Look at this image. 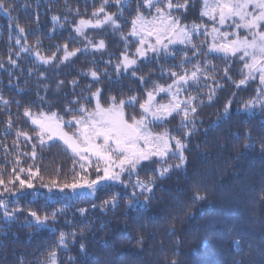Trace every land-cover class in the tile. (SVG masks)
Masks as SVG:
<instances>
[{"label":"trees","instance_id":"16d2710c","mask_svg":"<svg viewBox=\"0 0 264 264\" xmlns=\"http://www.w3.org/2000/svg\"><path fill=\"white\" fill-rule=\"evenodd\" d=\"M6 2L11 3L13 11L10 19L0 9V65H3L0 94L10 101L8 105L0 102V179L4 181L0 184V201L9 209L19 210L13 219H8L0 207V264H43L53 249L57 252L58 264H170L173 259L177 264H238L241 261L264 264V152L259 149V144L264 143V111L259 107L251 113L236 111L243 101L255 97L258 90L264 93L259 76L237 87L247 74L243 61L238 56L225 58L223 54L208 52L211 36L201 33L193 36L201 55H195L186 45H170L174 55L150 54L148 62H139L137 76L144 75L147 81L143 86L137 78L124 73L117 82L113 65L119 62L126 47L131 55L138 46V38L128 35L131 21L138 7L146 15L149 11L142 0H124L121 6L109 0L106 12L116 14L119 30L114 31L107 24L101 28H85L84 35L93 43L105 41L106 48L101 51L90 48L84 36L74 31L81 18L95 20L92 13L101 0ZM182 2L173 0L174 4ZM202 6V0H189L186 11L173 8L172 15L180 17L184 24L195 22L208 25L210 30L213 22L201 17ZM151 11L154 13V9ZM103 15L100 14L101 19ZM53 16L60 17L58 23L52 20ZM18 27H24L27 36L26 41L21 39V44L15 43L20 35ZM121 33L127 36V43ZM37 38L41 41L39 51L45 56L55 53L57 60L44 64L33 51H20L25 43L33 49ZM65 43L70 51L86 47L88 51L60 63L64 53L57 49ZM184 52L189 57L184 67L191 70L193 64L199 63L209 77L190 83L187 91L181 93L182 97L197 98V113L193 117L197 130L185 137V130L180 127L182 117L174 114L163 123L154 124L152 131L167 129L171 135L184 140L186 165L174 168L164 178L158 176L157 169L163 166L158 158L138 167L140 179L155 178L146 207H127L133 191L143 200L139 189L132 187L137 176H129L127 172L120 181L103 182L94 194L87 188L61 191L64 183H72L80 176L95 179L97 173L60 140L41 145L35 134L36 126L24 115L25 107L34 114L55 112L69 120L71 116L65 108L75 109L77 105L72 101L78 99L91 110L95 98L90 97V92L97 88L102 90L101 103L111 95L120 98L136 94L142 100L144 89L150 88L152 81L165 85L172 82L173 77L162 74L161 69L180 72L177 65L184 62ZM10 56L16 65L9 63ZM89 69L100 73L98 82L90 75L81 74ZM105 71L108 75H104ZM72 80L78 86L73 87ZM59 81L63 84L58 86ZM213 89L215 94L209 102L208 95ZM228 100L232 101L231 119L217 120V114ZM125 110L137 117L140 115L138 105L126 106ZM246 129L256 138L255 148L243 147ZM65 130L70 129L65 126ZM18 132L28 133L31 139L18 137ZM89 160L95 164L94 157L90 156ZM82 163L84 169L80 167ZM167 163L179 161L169 154ZM29 170L38 175L30 176ZM16 177L31 179L34 187L20 188ZM14 179V183H9ZM53 180L57 187H51ZM197 193L206 195V199L195 200ZM117 194L118 207H101L103 201ZM81 208L87 209L83 215ZM57 209H63V213H58L55 220L50 219L46 226H36L28 215L30 211L43 215ZM61 232L67 234L66 247L58 244ZM141 238L143 243L138 244ZM236 241L240 242L239 249ZM80 244L85 245L86 252L80 251Z\"/></svg>","mask_w":264,"mask_h":264},{"label":"snow or ice","instance_id":"6c2138e0","mask_svg":"<svg viewBox=\"0 0 264 264\" xmlns=\"http://www.w3.org/2000/svg\"><path fill=\"white\" fill-rule=\"evenodd\" d=\"M117 6H121L124 0H114ZM143 5L148 9L146 15L139 7L131 21V29L128 35L138 38L136 43L138 46L135 52L129 55L127 47L125 51L120 54L121 59L118 63L113 65L117 82L121 74H128L139 80L143 86L147 81L144 75L137 76L138 64L140 61L148 62L149 55L154 54L160 56L174 55L170 45L182 44L190 47L195 55H201V49L197 47L193 36L203 33L205 36H211L210 43H207V51L223 54L225 58L239 57L243 61V66L247 70V74L241 79L239 85L245 84L249 79H256V74H259V81L264 85V0H202L201 17H207L212 21L209 30L208 25L197 24L193 22L191 25L181 22L180 17L172 15V9L187 10L189 0H183L182 3H173V0H142ZM109 0H101L100 6L95 9L92 19L79 20L75 26L74 31L80 36H84L90 48L96 51H101L106 48V43L103 39L98 43H93L91 39L84 35L86 27L101 28L104 25H110L113 30H119L120 25L117 21L115 13L106 12V6ZM0 9L4 10L9 18L12 19L13 8L11 3L6 0H0ZM154 9V13L151 11ZM77 14L79 10L76 9ZM104 13L103 18L100 14ZM122 15V11H121ZM54 22H59L60 17L53 16ZM38 23V15H37ZM221 29H224L223 31ZM241 30L244 35H241ZM19 36L15 43L21 44V39L27 40L24 27H18ZM154 37V40L150 39ZM121 38L127 43V36L121 33ZM41 41L39 38L35 41V46L30 49L26 43L21 45L20 51L28 53L33 51V54L44 64H51L57 60L56 54L45 56L39 51ZM203 46V45H202ZM58 51H63V56L59 59L60 63L68 61L71 57L76 56L79 52H87L88 47L81 49L75 48L69 50L68 44L65 43L58 47ZM19 56V53H17ZM184 62L177 65L181 69L180 72L172 69H161L162 74H167L173 77L171 83L165 85L158 81H152L150 88H145L141 100L136 94L128 97L116 95L108 96L104 103H101L102 90L97 88L95 92H90V97L95 98V104L91 110L80 101L74 100L73 104L77 105L75 109L66 107L65 111L71 116V119L64 120L63 117L58 116L55 112L49 114L41 112L34 114L29 107H25L24 115L31 120V123L36 126L35 134L41 145H45L48 141L59 139L71 149L74 155L78 156L82 161H87L89 167H94L97 175L95 179H88L86 176H80L79 179H74L72 183H64L60 186V190L65 188L76 191L77 189H90L92 194L95 193L97 187L103 182L120 181L123 173L127 172L129 176L136 175L133 189H139L143 196L141 200L136 191L132 192V199L128 201L127 207H146L150 202L153 187L155 186V178L149 180H142L137 173L138 167L145 161H150L154 157L158 158L163 165L157 169L158 176L164 178L166 174L170 173L174 168H182L187 163V156L185 149L187 143L173 136L165 129L162 132H153L152 126L154 124L163 123L174 114L180 115L181 125L184 136L190 137L196 131V122L193 119L197 113V106L195 96L182 97L181 93L187 91L190 83H198L201 77L209 78L206 69L199 63H195L192 69L189 70L184 67V63L189 62L187 52L183 53ZM9 63L16 65V60L11 56L8 58ZM111 63V61H109ZM210 63L206 61V64ZM3 65H0L2 67ZM227 70H225V73ZM82 75L91 76L94 81H99L100 73L94 69H89L87 72H82ZM43 75V74H41ZM104 75H108L105 71ZM63 81L58 82V86L62 85ZM73 87L78 86L76 80H72ZM163 94V95H161ZM215 94L213 89L209 95L208 100L211 102L212 96ZM160 97V100L157 99ZM85 99H88L86 97ZM0 102L8 105L10 101L4 99L0 94ZM18 103V102H17ZM89 103L91 100L89 99ZM202 104L203 101H200ZM138 105L140 115L137 117L134 113H127L128 108H136ZM259 107L264 111V93L258 90L257 95L246 101H243L237 112L251 113ZM78 113L79 115L75 114ZM232 116V101L225 102L223 109L217 114V120L227 121ZM12 121L8 120V126L11 127ZM67 126L70 130H65ZM18 137L23 135L27 139L31 137L26 132H18ZM238 136L239 133H236ZM47 138V139H45ZM245 149L255 148L256 138L253 137L252 131L246 129L244 133ZM173 143L175 150H173ZM35 149V145L33 146ZM259 149L264 152V143L259 144ZM169 154L176 157L179 163L169 164L167 158ZM35 150L32 156L35 157ZM95 158V164L89 160V157ZM102 165V166H101ZM81 169L85 168L82 163ZM21 172L24 169H20ZM29 175H38L29 170ZM15 179H19L16 177ZM15 179L9 183H14ZM4 181L0 179V184ZM49 187V185H44ZM55 180L51 181V187H57ZM20 188H33L34 185L31 179H19ZM8 190V189H6ZM195 200L206 199V195L197 193L194 196ZM115 209L118 207V194L113 195L110 199L103 201L101 207H108ZM0 207L4 209V216L8 219H13L15 213L19 210L16 208L9 209L4 201H0ZM95 207V205H93ZM83 215L87 209H79ZM58 213H63V209H57L50 214H38L36 211H30L28 215L33 218L36 226H46L49 220H55ZM31 221L29 224L31 225ZM66 233L59 234L58 244L61 247H66ZM74 237L75 233H71ZM143 243V238L138 240V244ZM239 249L240 242H234ZM80 251L86 252L84 244H80ZM43 264H58L57 252L55 249L51 250ZM170 264H177L176 260H171ZM243 264V262H238Z\"/></svg>","mask_w":264,"mask_h":264},{"label":"rangeland","instance_id":"374dc122","mask_svg":"<svg viewBox=\"0 0 264 264\" xmlns=\"http://www.w3.org/2000/svg\"><path fill=\"white\" fill-rule=\"evenodd\" d=\"M245 33H244V31L243 30H241V35H244ZM256 75H258L259 76V74L257 73ZM263 90H264V85H263ZM56 140H59V139H56ZM62 142V141H61ZM102 166V165H101ZM109 182H111V181H107V182H105V184H107V183H109Z\"/></svg>","mask_w":264,"mask_h":264}]
</instances>
